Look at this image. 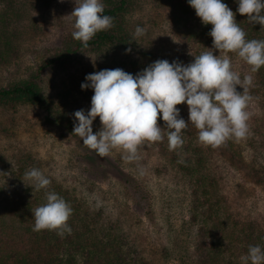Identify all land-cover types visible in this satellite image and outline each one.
I'll list each match as a JSON object with an SVG mask.
<instances>
[{
    "label": "rangeland",
    "instance_id": "1",
    "mask_svg": "<svg viewBox=\"0 0 264 264\" xmlns=\"http://www.w3.org/2000/svg\"><path fill=\"white\" fill-rule=\"evenodd\" d=\"M45 1L18 0L20 15L8 25L12 45L0 46L5 51L0 56V88L38 74L52 110L30 103H0V208L20 206L29 199L26 190L30 182L25 177L18 180L16 175L23 165L29 170L35 167L63 185L76 201L98 211L101 223H120L152 264H188L196 243L192 208L201 185L176 160L171 162L178 152L182 158L190 155L192 166L200 164L207 187L220 196L222 207L264 226V90L250 66L235 53L228 54L241 78L246 74L253 78L245 138L228 139L218 147L204 145L198 141V130L189 123L181 133L189 144L187 150L181 146L169 151L168 142L163 147L145 141L138 147L136 161H125L121 148L102 157L72 134L73 113L90 109L94 94L90 88L81 89L86 74L122 64L125 71L137 73L157 59L172 62L178 58L188 64L194 55L212 51L213 46L203 48L177 34L161 0H132L128 12L131 35L138 25L146 31L134 41L131 52L126 53L125 47L118 52L113 47H89L66 63L40 70L73 39L75 18L71 13L76 7L75 0H52L47 5ZM198 23L193 24L197 30ZM213 51L219 54V50ZM237 90L243 91L241 86ZM176 107L188 122V105ZM163 124L160 119L158 125ZM100 127L97 117L93 132ZM168 131L162 128V133ZM212 179L214 185L209 186Z\"/></svg>",
    "mask_w": 264,
    "mask_h": 264
},
{
    "label": "clouds",
    "instance_id": "2",
    "mask_svg": "<svg viewBox=\"0 0 264 264\" xmlns=\"http://www.w3.org/2000/svg\"><path fill=\"white\" fill-rule=\"evenodd\" d=\"M205 25L211 24L208 35L212 51L194 55V60L184 64L178 58L169 62L157 59L136 74L121 68L102 69L86 74L81 89H92L90 109L77 110L72 134L100 156L112 149L121 148L128 162L139 159L138 147L147 142L163 140L158 117L166 122L168 149H179L184 140L182 131L191 123L198 130L201 144L218 147L228 139L240 140L249 134L247 107L253 99L248 90L252 75H241L233 69L229 53H235L250 66L251 73L264 66V40L246 39L245 31L238 25L235 13L223 0H187ZM236 12L247 14L251 23L264 28V0H236ZM71 15L74 20L72 37L87 47L97 32L112 28L113 17L105 14L101 0H75ZM137 26L132 41L145 34ZM213 49L219 50L214 54ZM126 53L131 48L125 49ZM193 55L192 52L189 53ZM241 86L243 91H238ZM186 103L188 122L181 117L176 106ZM99 117L101 127L93 132V122ZM31 188L47 189L50 179L38 168L25 172ZM35 220L33 231L54 230L63 237L71 234L67 223L72 208L55 191H46V202L31 209ZM243 264H264V248L250 245Z\"/></svg>",
    "mask_w": 264,
    "mask_h": 264
},
{
    "label": "trees",
    "instance_id": "3",
    "mask_svg": "<svg viewBox=\"0 0 264 264\" xmlns=\"http://www.w3.org/2000/svg\"><path fill=\"white\" fill-rule=\"evenodd\" d=\"M51 1L46 0V5ZM17 2L18 0H0V46L12 45L8 27L13 17L20 15ZM101 2L105 14L114 18V26L97 32L90 39L87 47H84L80 41L71 39L66 43L65 48L48 59L40 70L68 62L81 49L113 47L115 52H118L121 48H131L134 45L128 23L132 0H101ZM223 2L235 13V19L245 31L246 39L264 40V28H261L259 23L249 22L247 14L236 12L238 7L236 0H223ZM161 3L167 8L177 34L191 39L194 43H201L203 48L212 46L213 38L208 35L212 25L203 24L187 0H161ZM197 21H200L198 30L193 25ZM3 52L5 51L0 49V56ZM122 65L110 69L125 70ZM102 69L108 67L105 66L100 70ZM129 73L136 74L134 70ZM255 74L264 90V66ZM38 78L37 74L8 88H0V103H30L52 112L37 81ZM159 121L158 117L157 123ZM71 123L69 122L68 125H72ZM161 126H166V122ZM167 133H162L163 137L166 136L162 141L155 143L164 147L168 142ZM182 146H185L186 150L189 148L185 140ZM170 160L171 162L176 160L182 169L191 177L197 178L198 184L201 185V192H195L192 208L191 219L196 228V243L192 262L188 264H243L241 257L247 255L250 245H260L264 248V226L250 219L238 218L228 206L222 207L220 196L210 192L207 187L206 179L200 172V164L192 166L191 156L182 158L178 152L173 154ZM26 167V165L21 166L16 179L25 177V172L29 170ZM47 177L51 181L47 189L36 190L28 186L26 193L30 195L29 199L20 206L13 204L12 207L0 208V264H152L151 260L142 254L137 242L130 239L120 223L116 225L111 222L109 225L101 223L98 211L91 210L79 200L76 201L68 191L64 190L63 185ZM213 185L214 179L209 181V186ZM46 191H55L72 208V214L67 221L72 228L70 235L65 233L60 237L56 231L46 229L33 231L35 220L31 209L46 202Z\"/></svg>",
    "mask_w": 264,
    "mask_h": 264
}]
</instances>
